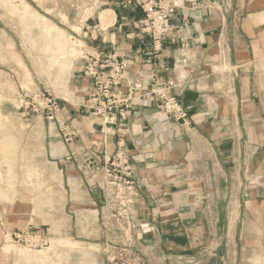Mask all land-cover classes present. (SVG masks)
I'll return each mask as SVG.
<instances>
[{
  "label": "crops",
  "instance_id": "1",
  "mask_svg": "<svg viewBox=\"0 0 264 264\" xmlns=\"http://www.w3.org/2000/svg\"><path fill=\"white\" fill-rule=\"evenodd\" d=\"M144 17L113 0H0V226L68 232L76 243H60L71 249L91 244L104 166L119 153L133 173L126 190L147 254L159 264H264V0H201L179 10L156 45ZM48 23L127 65L142 86L127 121L106 127L90 115L86 62L72 59L63 73L68 60L48 54L56 35L48 39ZM51 68L71 143L18 108L23 87L48 90ZM169 83L185 125L152 93Z\"/></svg>",
  "mask_w": 264,
  "mask_h": 264
},
{
  "label": "built area",
  "instance_id": "2",
  "mask_svg": "<svg viewBox=\"0 0 264 264\" xmlns=\"http://www.w3.org/2000/svg\"><path fill=\"white\" fill-rule=\"evenodd\" d=\"M118 1L121 8L139 9L145 15L142 32L149 35L154 44H160L174 31L171 25L172 18L177 12L187 6L194 9L201 0H113ZM100 52H90L85 56L86 62L81 74L88 78L92 84V91L87 98V107L90 115L102 122L106 127L125 122L129 119L130 110L134 106L137 94L142 86L132 82L127 76V65L120 61L115 53L105 55ZM127 91L123 92V87ZM168 87L152 91L158 99V108L176 121L187 122L188 114L179 100L170 96ZM19 108L27 114L42 116L48 124L57 126L66 143L73 142L74 133L67 122L61 119L63 109L59 100L47 89L33 88L23 94L19 101ZM106 185L116 190L132 186V170L128 159L117 154L105 164ZM11 237L21 243L29 244L35 248L47 245V237L42 231H28L14 233Z\"/></svg>",
  "mask_w": 264,
  "mask_h": 264
},
{
  "label": "rangeland",
  "instance_id": "3",
  "mask_svg": "<svg viewBox=\"0 0 264 264\" xmlns=\"http://www.w3.org/2000/svg\"><path fill=\"white\" fill-rule=\"evenodd\" d=\"M1 4L4 5L2 1ZM1 8L6 7L1 6ZM92 13L93 11L90 14ZM53 33L56 34V32ZM58 33H60L59 29ZM70 40V48L73 42L76 43V54L73 59L84 60L91 51H87L85 45L77 39L71 37ZM56 70L48 69V90L54 96L56 92L53 80ZM31 89L27 86L20 90L17 97L18 108L21 96ZM136 213L132 193H128L124 187L116 190L107 186L104 204L99 215L100 234L91 244H83L74 249L60 243L69 240L68 232L56 233L53 229L50 231L47 229L44 232L47 245L35 248L11 237L14 233L31 230H24V228L12 230L0 226V264H159L156 259L147 254V243L141 236L142 231L136 220ZM80 239H88V237L82 236ZM69 241L76 243L74 240ZM171 262L167 260L162 263L161 260L160 264H171Z\"/></svg>",
  "mask_w": 264,
  "mask_h": 264
},
{
  "label": "bare ground",
  "instance_id": "4",
  "mask_svg": "<svg viewBox=\"0 0 264 264\" xmlns=\"http://www.w3.org/2000/svg\"><path fill=\"white\" fill-rule=\"evenodd\" d=\"M53 32H56L57 36L52 37ZM60 34L61 33H58L57 27L48 24V39L52 37L51 41L54 43L55 46V49H51V45L50 44L48 45V54H50L51 55L50 58L54 60V62H57L58 64H59V59L68 60V64H66L62 68L63 73H66L70 67V63L72 62V59L76 54V50H75L76 43L73 42L72 47L70 48L69 44L71 43L70 42L71 37L69 39V37H66L67 35L65 33H63L62 35Z\"/></svg>",
  "mask_w": 264,
  "mask_h": 264
}]
</instances>
